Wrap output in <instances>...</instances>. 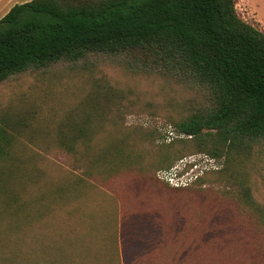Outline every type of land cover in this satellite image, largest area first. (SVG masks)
Returning <instances> with one entry per match:
<instances>
[{
    "label": "trees",
    "instance_id": "1",
    "mask_svg": "<svg viewBox=\"0 0 264 264\" xmlns=\"http://www.w3.org/2000/svg\"><path fill=\"white\" fill-rule=\"evenodd\" d=\"M237 3L32 0L15 5L0 20V84L91 54L139 55L147 66L192 83L208 96L206 104L176 116L173 125L183 137L169 143L160 141V129L138 131L105 115L111 105L118 108L128 98L124 89L110 97L93 90L53 125L35 123L36 114L23 108L3 109L0 264H200L189 257L198 239L189 237L222 215L216 209L219 198L207 201V218H190L185 200L171 199L157 176L198 154L225 163L191 185L218 174L231 186L223 194L247 207L264 226V207L254 208L250 185L251 165L264 151V27L245 20ZM31 145L47 156L55 151L64 160L50 159ZM118 177L155 183V191L149 196L139 185L136 198L141 202L130 205L124 193L104 184ZM152 208L158 210L162 240L142 243L140 256L127 261V226ZM178 219L181 229L171 235L168 226ZM221 220L230 224L231 218Z\"/></svg>",
    "mask_w": 264,
    "mask_h": 264
},
{
    "label": "rangeland",
    "instance_id": "2",
    "mask_svg": "<svg viewBox=\"0 0 264 264\" xmlns=\"http://www.w3.org/2000/svg\"><path fill=\"white\" fill-rule=\"evenodd\" d=\"M237 6L245 20L257 21L264 27V0H238ZM122 89L128 92V98L119 101L118 108L111 105V110H105V115L109 119L115 118L116 122L124 127L139 128L138 131L140 128L160 129L164 137L160 141L168 143L173 138L183 137L173 125L176 116L208 101L207 93L200 87L147 66L139 55L91 54L76 63L60 61L44 71H28L0 84V112L8 108H23L36 114L38 118L35 123L41 124L44 121L46 125H53L54 120L64 117L68 109H74L77 106L75 104L86 101L93 90L95 93H107L110 97ZM36 151L47 156L38 148ZM51 155L47 157L62 162L64 160L55 151L51 152ZM195 158L196 161L191 162L190 157H187L177 162L173 170L161 171L157 175L162 182L160 188L169 191L171 199L185 200L186 212L190 218H207V207L211 206L207 201L209 203L213 198H219L220 205L216 209L222 215L216 214L219 217L214 219L215 222L208 224V220L205 226L194 233L195 235H190V241L198 240L196 246L190 247L189 257L200 264H264V226L259 222L257 215L247 207L239 205L230 195L223 194V191L231 189V186L224 179H219L218 174L209 173L204 176V183L190 184L186 190L177 191L170 188L173 186L170 183L172 174L186 176L197 164V171H200L201 176L206 171L221 169L225 163L224 158L211 159L204 154L195 155ZM250 171L252 196L257 205L254 208L261 209L264 207V151L261 153V159L251 165ZM135 180L136 183L132 184ZM104 184L124 193L130 205H138L141 202L136 198L139 185L144 184L145 187L141 190L148 191L149 196L155 191V183L143 182L138 177L128 180L118 177ZM211 191H221L222 195L212 196ZM147 196L146 192L145 197ZM152 205L155 203L151 201L149 206ZM167 206L168 204L163 205ZM157 209L162 210V206ZM157 209H149L146 211L148 213L141 212V218L132 217L127 226L123 249L125 256H128L127 261L140 256L137 250L141 249L142 243L161 242V231L156 228L159 216L155 212ZM224 217L231 218L230 224L221 220ZM181 224L180 219L174 224L170 223L168 232L175 235L181 229ZM192 230L185 231L187 239ZM163 239L165 240L164 236ZM198 247L201 248L197 249ZM105 252L102 254L103 259H106L110 250Z\"/></svg>",
    "mask_w": 264,
    "mask_h": 264
},
{
    "label": "built area",
    "instance_id": "3",
    "mask_svg": "<svg viewBox=\"0 0 264 264\" xmlns=\"http://www.w3.org/2000/svg\"><path fill=\"white\" fill-rule=\"evenodd\" d=\"M190 160H191V162H195L196 161L195 155L190 156ZM194 167L195 168L192 169V172L187 173L186 176L184 174H182V175L181 174H172V176L170 177V183L174 187H182V186L190 185L200 175V171L199 170L197 171V169H199V165L195 164ZM166 172H168V171H166ZM163 175H164V173H163Z\"/></svg>",
    "mask_w": 264,
    "mask_h": 264
},
{
    "label": "crops",
    "instance_id": "4",
    "mask_svg": "<svg viewBox=\"0 0 264 264\" xmlns=\"http://www.w3.org/2000/svg\"><path fill=\"white\" fill-rule=\"evenodd\" d=\"M32 0H0V20L15 6L31 2Z\"/></svg>",
    "mask_w": 264,
    "mask_h": 264
}]
</instances>
